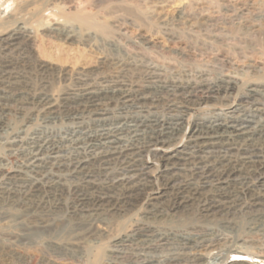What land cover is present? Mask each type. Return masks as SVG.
<instances>
[{"label":"rangeland","instance_id":"rangeland-1","mask_svg":"<svg viewBox=\"0 0 264 264\" xmlns=\"http://www.w3.org/2000/svg\"><path fill=\"white\" fill-rule=\"evenodd\" d=\"M0 2V38L26 19L24 23L33 30L22 51L0 46V64L11 62L18 88L26 86L63 96L81 80L97 84L112 79L141 83L146 79L145 71L151 68L164 78L213 79L229 75L239 82L241 89L197 99L185 113L186 124L214 120L217 113L239 104L243 107L238 114L257 113L258 119L264 116L263 99L251 104L246 95L250 84L264 91V0ZM56 28L71 31L74 37L66 38V32ZM257 107L263 112H254ZM159 110L166 112L163 105ZM11 118L18 124L22 120L17 113ZM59 121L50 127L62 133L67 121ZM40 124V119L34 120L28 131ZM24 164L22 154L8 149L0 139V172H3L0 175V264H143L151 256L159 261L163 259L154 264H222L225 258L237 263L253 259L252 264H264V246L257 247L259 240L264 239V190L261 183L257 184L259 174L253 177L259 185L254 192L238 197L232 194L231 203L209 213L204 207L217 200L205 190L204 198H193L179 208H174L175 200L163 201L159 207L162 213L150 212L144 206V196L137 195L123 202L112 198L113 201L110 199V203L93 215L91 210L75 212L73 206L78 203V194L72 189H66L63 195L53 191L44 196L42 192L34 193L8 182L4 175ZM98 180L101 191L108 192L106 181ZM239 187L238 182L232 183L231 190ZM26 193L29 200L24 196ZM42 198L43 205L32 204ZM32 208H35L34 218L21 223L19 217L33 211ZM93 219L99 222L92 223ZM253 223L261 225L259 230H250ZM143 224L177 235L211 229L224 235L210 246L186 251L202 258L199 261L192 263L184 258L169 263L165 261L167 258L182 252L181 245L174 240L159 248L131 242L117 244L119 237L130 235ZM237 247L245 252L244 256L231 252L230 249ZM220 253L225 258H219Z\"/></svg>","mask_w":264,"mask_h":264},{"label":"bare ground","instance_id":"bare-ground-1","mask_svg":"<svg viewBox=\"0 0 264 264\" xmlns=\"http://www.w3.org/2000/svg\"><path fill=\"white\" fill-rule=\"evenodd\" d=\"M24 22L15 24L0 38L1 48L24 50L33 32ZM55 30L66 32V38L74 37L73 32L66 29ZM151 69L145 71L146 79L141 83L112 79L97 84L81 80L63 96H56L26 86L18 88L13 65L9 61L1 62L0 139L8 149L19 151L25 161L22 168L4 175L7 181L34 193L42 192L44 196L53 191L63 195L66 189H72L78 194V203L73 206L75 212L91 210L93 215L110 203V199L113 201L112 198L123 202L137 195L144 196V206L150 212L162 213L159 207L163 201L175 200L174 208H179L193 198H204L205 190L217 200L204 207L209 213L231 203L232 194L238 197L254 192L260 183L264 190V116L258 119L257 113L238 114L243 107L239 104L217 113L214 120L186 124L185 113L197 99L240 90L239 82L229 75L213 79L164 78ZM246 95L251 104L260 99L264 101V91L257 86L248 85ZM162 105L166 109L164 113L159 110ZM254 112H263V109L257 107ZM13 113L21 117L19 124L13 122ZM36 119H40L41 124L28 131L29 124ZM59 120L67 121L62 133L50 127ZM258 174L259 185L253 181ZM101 178L108 184V192L99 188L96 181ZM237 182L239 189L231 190L232 183ZM24 196L27 198L28 193ZM253 201L257 204V199ZM43 202L44 198L32 204L39 207ZM32 210L19 217L21 223L32 219L35 208ZM97 221L93 219L92 223ZM260 226L253 223L249 228L259 230ZM222 235L212 229L177 235L144 225L130 235L119 237L117 244L131 242L159 248L174 240L181 245L182 252L173 253L165 261L171 263L185 258L193 263L202 258L187 253L188 249L210 246L221 240ZM262 246L264 239L259 240L257 247ZM240 247L230 250L235 256H244ZM218 257H224L223 253ZM247 257L250 259L251 255ZM146 259L143 264L163 260L154 256ZM252 263L253 259L237 263L225 258L222 264Z\"/></svg>","mask_w":264,"mask_h":264}]
</instances>
